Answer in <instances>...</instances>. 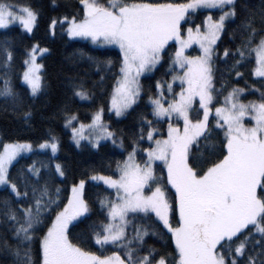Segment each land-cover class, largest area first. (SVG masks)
Masks as SVG:
<instances>
[{"label":"snow or ice","instance_id":"6c2138e0","mask_svg":"<svg viewBox=\"0 0 264 264\" xmlns=\"http://www.w3.org/2000/svg\"><path fill=\"white\" fill-rule=\"evenodd\" d=\"M50 6L70 9L50 20V37L59 24L61 37L118 49L116 60L88 57L99 74L94 88L105 89L111 77L108 111L126 117L144 97L150 111L139 113L130 137L105 123L103 104L86 124L70 104L91 101L95 92L67 79L71 96L61 112L75 145L99 150L111 141L126 152L115 167L106 165L107 174H87L106 186L95 220L87 180L68 186L52 129L35 143L0 135V264H264V0ZM198 13L203 18L193 24ZM41 16L30 2L0 0V108L29 128L47 88L37 61L50 49L38 42L24 49L26 100L16 88L15 41L7 33L19 27L32 37ZM225 35L234 47L217 46ZM142 77L155 80L154 91H145Z\"/></svg>","mask_w":264,"mask_h":264},{"label":"trees","instance_id":"16d2710c","mask_svg":"<svg viewBox=\"0 0 264 264\" xmlns=\"http://www.w3.org/2000/svg\"><path fill=\"white\" fill-rule=\"evenodd\" d=\"M21 2H30L34 6H39L42 9V16L39 20V27L32 37L24 34L19 27L9 29L7 33V37L15 41L16 88L27 100L28 88L22 84L19 75L24 68L22 64L24 49L36 42L40 44L41 48L47 47L50 49V52L40 60V63L44 64L43 74L45 75L47 88L46 94L36 99L33 108L34 116L30 128L14 117L11 111L5 112L0 108V135L3 136L6 142L35 143L45 138L49 129H52L54 134L60 139L61 149L56 159L69 172L68 186L71 185L73 180L78 181L81 177L87 180L85 197L88 199L93 210L91 213L92 220H95L99 216L96 200L97 197L102 198L106 194V186L88 180L87 174L91 169H96L101 174H107L108 169L106 165L112 163L113 167H115L114 162L125 159L126 152L111 142L101 144L99 150L92 148L87 143L82 144L80 148L72 143L71 135L64 127L61 112L64 103L71 96V89L67 83V79L69 77L79 78L86 83L89 89L95 92V96L91 101H81L79 98L71 101L70 106L75 113H78L80 120L86 124L90 123L92 114L100 104H103L105 107L104 120L109 124L112 131L118 134L122 133L125 137H130L133 134L138 122L139 113L150 111L147 107L146 97L141 99L130 115L117 119L114 114L108 111L110 104L108 93L111 89V77H108L105 89L94 88L93 85L99 80V74L95 72L93 64L89 61L88 57L91 56L100 61L109 58L116 60L118 50L114 48H97L85 41L71 40L66 34L61 37L59 24H57V36L52 38L48 34L50 20L55 17H61L70 11V9L64 7L54 9L50 6V0H21ZM72 2L75 3V0H72ZM249 2L259 5L260 0H249ZM60 3L63 4L64 0H60ZM194 18L196 23H198L203 17L198 13ZM2 37L3 33H0V38ZM221 41L222 43H219L218 47L222 48L223 45H227L230 48L234 47L233 41L228 35L222 36ZM161 75L162 71H158L154 74L155 79H159ZM141 83L144 85L145 91L149 89L154 91V79L143 77ZM238 86L243 87V82ZM129 146L128 140H125V149L129 148ZM40 158L47 159L46 156H41ZM30 162V159L21 160L22 164ZM160 171L161 169L157 168V172L159 173ZM85 228L86 225L81 224L75 230V234H82ZM70 231L72 230L70 229ZM157 246L159 245L157 244Z\"/></svg>","mask_w":264,"mask_h":264},{"label":"rangeland","instance_id":"374dc122","mask_svg":"<svg viewBox=\"0 0 264 264\" xmlns=\"http://www.w3.org/2000/svg\"><path fill=\"white\" fill-rule=\"evenodd\" d=\"M200 22V21H199ZM198 22V23H199ZM192 23L193 24H198V23H196V20H195V18L193 17V20H192ZM77 41H85V40H77ZM85 42H88V43H90L91 45H93L94 47H97L96 45H94V44H92L90 41H85ZM194 48L196 47L195 45L193 46ZM97 48H114V49H116L115 47H97ZM118 50V49H117ZM189 51H191V49L189 50ZM46 55V54H45ZM38 56H39V54H38ZM43 57V56H42ZM42 57H39L38 58V63H40V60L42 59ZM143 78V77H142ZM141 78V79H142ZM26 86V85H25ZM115 116V115H114ZM117 118V117H116ZM120 118H124V117H120ZM117 119H119V118H117ZM105 123H107L106 121H105ZM108 124V123H107ZM109 125V124H108ZM67 130H68V132L70 133V135H71V141H72V143L75 145V143L73 142V140H72V133H71V131H70V129H68V128H66ZM87 134V133H86ZM107 142H111V141H101V144H103V143H107ZM84 143H87L86 141H82L81 142V145L82 144H84ZM76 146V145H75ZM77 147V146H76ZM119 149H121L120 147H118ZM122 150V149H121ZM59 155V153L57 154V156ZM92 182H94V181H92ZM96 183V182H95ZM87 184V183H86ZM86 186V185H85Z\"/></svg>","mask_w":264,"mask_h":264}]
</instances>
